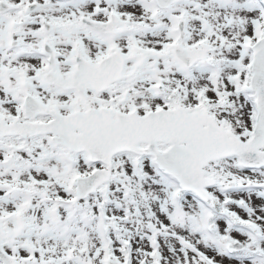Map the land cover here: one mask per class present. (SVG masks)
Segmentation results:
<instances>
[{"label": "snow or ice", "instance_id": "6c2138e0", "mask_svg": "<svg viewBox=\"0 0 264 264\" xmlns=\"http://www.w3.org/2000/svg\"><path fill=\"white\" fill-rule=\"evenodd\" d=\"M0 264H264V0H0Z\"/></svg>", "mask_w": 264, "mask_h": 264}]
</instances>
